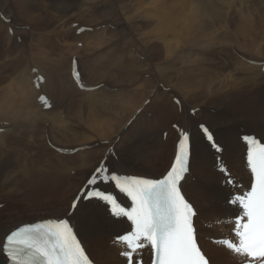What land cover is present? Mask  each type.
Wrapping results in <instances>:
<instances>
[{"label":"bare ground","instance_id":"obj_1","mask_svg":"<svg viewBox=\"0 0 264 264\" xmlns=\"http://www.w3.org/2000/svg\"><path fill=\"white\" fill-rule=\"evenodd\" d=\"M13 1L12 9L8 8L7 1L0 4V11L12 19L7 24L0 16V43H9L0 59V120L8 122L6 126L0 125V129L7 128V133H0V185L12 183L15 187L5 191L0 186V199L7 198L0 200V204L13 200L18 203L17 207H31L30 211L35 213L31 217L21 215L23 219L17 221L14 219L20 216L15 213L17 207L0 211V242L21 224L70 215L73 199L106 156L109 145L96 147V142L114 144L119 159H110L113 168L123 173L161 176L175 151L178 133L171 127L174 122L193 131L191 176L185 179L184 188L198 208L200 238L205 251L214 264H237V257L230 251L208 241V236L221 238L227 229L225 222L239 210L228 204L231 192L221 184L224 176L214 168L215 153L204 141L197 123L205 122L214 130L218 142L224 146V158L231 171L243 180L248 175L244 165L246 146L241 143L238 126L247 127L264 141V73L256 63L264 61V56L259 54L264 52L260 44L264 36L259 34L264 29V11L255 22L252 7L246 10L249 0H238L239 3L225 0ZM258 5L263 6V0ZM233 11L238 13V24L231 29L222 23L231 18L224 13ZM19 12L23 20H29L21 24L27 28L22 44L7 33L9 27L14 29V19L10 16L19 19ZM66 13L85 21L81 26H94V31L76 35V29L69 25L79 19L69 17L66 22ZM112 23L117 24L116 35L110 34L107 28L96 29ZM33 26L48 29L49 34H40L33 42L34 37L28 34ZM15 34L20 35L16 31ZM70 37L83 40L82 47L77 41L64 44L69 50L74 47L87 53L79 63L88 86L107 83L111 89L117 86L125 89L119 92L105 88L80 90L71 76L74 55L51 57V50ZM28 43L31 45L27 46ZM133 47L136 51L131 50ZM75 51L71 53L76 54ZM137 54L145 56L144 59ZM34 67L47 78L41 90L32 82ZM8 70H12L10 74ZM220 70L225 73H218ZM215 74L223 76L219 77L223 78V84L211 85L209 79L216 77ZM203 75L210 81L208 88L189 87L191 81ZM158 82L171 88L170 92H176L181 104H175L170 92L159 87ZM41 92L53 99L54 107L49 111H43L37 103ZM148 99L151 102L146 105ZM192 108L200 111L192 116L189 113ZM98 111L111 112L115 117H100ZM65 112L70 123L65 120ZM132 118L130 126H125ZM164 131L169 132L167 139L163 138ZM46 138L56 147H81L82 150L76 154L61 153L50 147ZM8 144L13 149L19 145L15 153L9 152ZM32 145L37 150L32 151ZM92 166L93 170L84 174V181L75 185L74 175ZM147 170H160L161 174H146ZM85 203L87 211L76 214L73 222L87 251L97 264H126L120 257L121 248L110 243L109 238L113 241L118 236L116 233L128 229V224L110 217L107 208L97 201ZM218 222L222 223L219 227L215 225ZM204 223L211 227H205ZM0 261H6L3 251H0Z\"/></svg>","mask_w":264,"mask_h":264},{"label":"snow or ice","instance_id":"obj_2","mask_svg":"<svg viewBox=\"0 0 264 264\" xmlns=\"http://www.w3.org/2000/svg\"><path fill=\"white\" fill-rule=\"evenodd\" d=\"M75 75L79 79V72ZM40 99L49 106L45 97ZM200 128L210 145L220 151L212 132L204 125ZM181 132L174 163L163 178L122 176L115 172L101 176V172H108L107 166L102 164L88 178L82 194L73 199L67 218L25 224L0 242V251L7 253L11 264H94L71 221L76 214L87 211L85 201L99 199L105 202L112 216L126 217L134 225V231L118 235L114 241L125 246L121 255L127 264H142L138 254L145 245L153 252V264H210L198 243L194 224L197 210L182 192L181 181L189 170L191 141L188 131ZM242 139L248 145L247 162L253 182L248 190L231 193L228 197V202L236 205L239 213L229 221L237 242L227 240L225 246L241 261L260 258V264H264V144L252 135ZM103 180L114 182L127 193L133 206L122 207L112 195L92 191V187H98V181ZM225 182L235 186L230 177ZM248 264L253 261L248 259Z\"/></svg>","mask_w":264,"mask_h":264},{"label":"rangeland","instance_id":"obj_3","mask_svg":"<svg viewBox=\"0 0 264 264\" xmlns=\"http://www.w3.org/2000/svg\"><path fill=\"white\" fill-rule=\"evenodd\" d=\"M5 1H7L8 2V8L9 9H12V8H14V6L12 7V5H14L15 3H13L14 1L13 0H1L0 1V4H2V2H5ZM259 1H262V0H259ZM259 1H254L253 0V2H252V0H249V6L247 7V9L246 10H250L251 9V7H252V11H251V13H252V15H253V17H254V21L256 20H258V15H259V13H261L262 11H264V0H263V6H257V4L259 3ZM225 2H227V3H239V1L238 0H225ZM240 2H242V1H240ZM245 3H247V2H245ZM11 5V7H9ZM261 5V4H260ZM56 12V10H53L52 9V12ZM258 11V12H257ZM74 11H71L70 13H73ZM20 13V12H19ZM256 14V15H255ZM6 15V14H5ZM8 15V14H7ZM6 15V16H7ZM15 15H16V12H15ZM224 16H228V17H231L228 21L226 20L225 22H223L222 24H227V25H229L230 27H231V29H234L235 27H237V24H238V22H237V19H238V13H234V11L231 13H224ZM11 18L13 17V19H14V24L15 25H17L18 27L20 26V27H26V25H22L21 26V24L22 23H28V19L26 20H23L22 19V17H21V13H20V20L19 19H17V17H15V16H10ZM66 17H68V18H66V22H68V20L70 19V20H72V19H74V20H78L79 18L78 17H75V16H72V17H70V16H68V14L66 13ZM70 17V18H69ZM255 17H257V18H255ZM101 20H102V18H100ZM17 20V21H16ZM57 20V19H56ZM101 20H99V21H101ZM255 21V22H256ZM79 22L80 23H84L85 24V21H80V19H79ZM20 23V24H19ZM58 23H60L59 21H58ZM113 24V28H107V29H110L109 30V32H110V34L112 33V34H114V35H116V33H117V24L116 23H112ZM105 25H107V24H105ZM115 25V26H114ZM28 26H31V25H28ZM42 27H44V26H42ZM55 27V26H54ZM69 27H70V25H69ZM94 27V26H93ZM36 28V29H35ZM39 28H41V27H36V26H33V27H30V31H29V35H31L32 37H34L33 38V42H35L36 41V39H35V37L37 38V37H39V35L40 34H43V33H46V34H49L48 33V31H46V30H48V29H39ZM25 29H27V28H25ZM35 31H34V30ZM103 29H105V28H103ZM38 30V31H37ZM50 30V29H49ZM113 30H115V31H113ZM26 32V30H24V29H20V30H18L17 32H18V34H20V35H22L23 37L25 36L24 35V33ZM35 32V33H34ZM7 33H9V31H7ZM32 33L34 34V35H32ZM259 34L260 35H262V36H264V29H263V32H262V34H261V30H260V32H259ZM9 35H10V33H9ZM63 37V36H62ZM51 39V38H50ZM2 40H5V39H2ZM52 40V39H51ZM70 40V41H69ZM72 40V41H71ZM82 39H80V40H77V39H74V37H70V38H67L66 40H61V42H62V44L61 45H65L64 44V42L66 41V44H71V43H76V41L77 42H80ZM83 41V40H82ZM81 41V42H82ZM68 42V43H67ZM71 42V43H70ZM9 44V43H8ZM7 42L5 41H3V42H1L0 43V56H4V54H3V52H2V50H3V48L4 49H6V47H7ZM260 44L264 47V37L261 39V42H260ZM5 45V46H4ZM31 44H29L28 43V45L27 46H30ZM61 45H59V44H57L56 46L58 47H56L57 49H54V50H51L50 52L53 54V55H51V57L52 58H54L55 56L56 57H60L61 55H66V56H68V57H72L73 55H78V57L80 58L79 60H81V59H85V57H86V52L85 51H83L82 49H75L74 47H72V49L71 50H69V47L67 46V45H65V47H63V46H61ZM2 46V47H1ZM11 46V45H10ZM35 46H36V44H35ZM8 47H9V45H8ZM7 47V48H8ZM66 47H68V50L67 49H65ZM73 48H74V50H76L75 52H76V54H72L71 52L72 51H74L73 50ZM65 50H67V52L65 53ZM259 54L261 55V56H264V52L263 51H259ZM145 57V56H144ZM143 57V58H144ZM221 57V56H220ZM222 57H225V55H222ZM221 57V58H222ZM1 58H3V57H0V59ZM224 59V58H223ZM227 59V58H226ZM7 70H5V72H6ZM12 70H8V73L9 72H11ZM114 71V70H113ZM184 71V70H183ZM115 72V74L117 75V76H119L118 74H117V70L116 71H114ZM4 73V72H3ZM176 73V72H175ZM218 73H225V71H222V70H220V71H218ZM243 74H242V78L245 76V73H244V71L242 72ZM10 74V73H9ZM3 75V74H2ZM171 75H173V76H176V74H174V73H171ZM217 74H215V76H216ZM11 76H12V74H11ZM240 76H241V74H240ZM145 77H147V78H149L150 76H148V75H145ZM201 78L200 79H198L197 78V80H193V81H191V84H192V86H189L190 88H192V89H194L193 87H195V88H197V87H199V89H206V88H208L209 86H210V81H211V85L212 86H214V85H217V84H223V78L220 80V78L221 77H223L222 75H220V74H218V76H216L217 77V79H216V77H212L211 79H207L206 78V76L205 75H203V76H200ZM220 77V78H219ZM1 78H2V76H1ZM203 78V79H202ZM4 79H5V77H4ZM219 79V80H218ZM200 82H199V81ZM6 81V80H5ZM207 82V83H206ZM209 82V83H208ZM159 83V82H158ZM161 83V82H160ZM202 84V85H201ZM158 85H163V82H162V84H158ZM53 86V85H52ZM52 86H51V88H52ZM120 87V88H119ZM202 87V88H201ZM122 88L123 89H125L124 88V86H117V88H114L115 90H118V92L120 91V90H122ZM114 92V91H113ZM117 92V91H116ZM115 92V93H116ZM110 98H112V95L110 96ZM110 98H108V100H110L111 102H112V99H110ZM186 99H188V98H186ZM114 106L112 105L111 106V108H113ZM67 111V110H66ZM111 112H108V113H104L103 114V111H98V115L100 116V117H103V116H107V118H111V117H115V116H112L111 114H110ZM110 114V115H109ZM65 115H66V118H65V120H67L68 119V121H69V123L71 122V120H70V117H69V114H68V112H65ZM109 116V117H108ZM69 117V118H68ZM134 119V118H133ZM132 120H128L127 122H126V124H125V126L127 125V123L128 122H131ZM174 122H172L171 123V125L173 124ZM72 124V123H71ZM71 126V125H70ZM95 140H98V139H95ZM95 140H92V141H95ZM121 140H123V138H121ZM91 141V142H92ZM37 142H40V141H37ZM97 143H103L102 141H99V142H96L95 144H97ZM36 145V144H35ZM18 146L19 145H14V147H16L15 149H17L18 148ZM74 146V145H73ZM72 146V147H73ZM25 147H26V149H29V147H28V145H25ZM7 148H9V152H13L14 151V153H15V149H13V146L12 145H10V144H8V146H7ZM31 150L32 151H34V150H37L36 148H34V146L32 145L31 147ZM87 149V148H86ZM62 153V152H61ZM93 166L92 167H90V168H87V169H85V170H83V172L81 171V172H78V173H74V171L72 172L73 174H75L74 175V178H73V182L75 183V185L76 184H78V183H82L84 180V174H87V173H89V172H91L92 170H93ZM148 172H146V174L147 173H149V172H151L152 174H161L160 173V170H158V171H156V172H153V171H151V170H147ZM131 172H137V171H131ZM140 173V172H139ZM1 187H3L4 188V190L5 191H10L9 190V188H11V187H15V185L14 184H12V183H3V184H1L0 185ZM75 189V188H74ZM5 199H7V198H2V199H0V200H5ZM11 201V202H10ZM3 203H5L6 205L3 207V208H1L0 209V211H2V212H6V211H9V209L10 208H15V207H17V205H18V203H14V201L13 200H6V202H3ZM33 208H31V207H29V208H26V209H23V208H19V207H17V210L15 211V213H19L20 214V216H15V218L14 219H16L17 221H18V219H23V217L21 216V215H24V217H31L32 215H33V213H35L34 212V210L33 211H30V210H32ZM112 239V237H110L109 238V240H111Z\"/></svg>","mask_w":264,"mask_h":264}]
</instances>
